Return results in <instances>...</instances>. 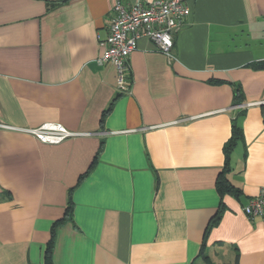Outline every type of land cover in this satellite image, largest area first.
Returning a JSON list of instances; mask_svg holds the SVG:
<instances>
[{
  "label": "crops",
  "instance_id": "crops-1",
  "mask_svg": "<svg viewBox=\"0 0 264 264\" xmlns=\"http://www.w3.org/2000/svg\"><path fill=\"white\" fill-rule=\"evenodd\" d=\"M184 1L172 58L140 38L125 94L98 61L113 0H0V123L82 133L0 128V264H42L69 198L52 264H192L202 243L216 264H264V222L242 210L264 186V0ZM234 118L240 195L206 231Z\"/></svg>",
  "mask_w": 264,
  "mask_h": 264
},
{
  "label": "built area",
  "instance_id": "built-area-1",
  "mask_svg": "<svg viewBox=\"0 0 264 264\" xmlns=\"http://www.w3.org/2000/svg\"><path fill=\"white\" fill-rule=\"evenodd\" d=\"M189 12L184 0H133L127 5L121 0H113L108 32L104 38L97 36L102 49L98 61L113 66L115 87L119 93H131L129 56L136 48L138 40L142 37L148 39L171 59L173 34L183 25ZM254 103L260 102L248 105ZM0 128L29 133L47 144H58L82 134L51 121L33 128L0 123ZM242 210L249 219L260 218L264 222V186L242 205Z\"/></svg>",
  "mask_w": 264,
  "mask_h": 264
},
{
  "label": "trees",
  "instance_id": "trees-1",
  "mask_svg": "<svg viewBox=\"0 0 264 264\" xmlns=\"http://www.w3.org/2000/svg\"><path fill=\"white\" fill-rule=\"evenodd\" d=\"M260 67H264V61L260 64ZM243 96L238 86H234V93H233V100L232 105H239L242 103ZM242 140V133L237 125L235 118L231 122V131L228 139L223 145V154H224V164L222 169L219 171L217 178H216V189L220 196L219 205L214 213V215L211 217L210 221L207 224L206 231L217 224L218 220L220 219L221 213L224 210V204L222 201V196L224 194H232L235 196L240 195V190L238 187L234 186L229 179L227 178L226 174L230 170V155L232 150L236 147V145ZM70 208H71V202L70 198L68 199L66 211L64 216L55 221L52 225L51 231H50V237L49 240L46 243L45 249H44V260L42 264H52L51 254H52V246H53V239H54V229L57 224L61 223L66 218H69L70 216ZM216 264L214 263L209 255L207 254L204 244L202 243V247L192 262V264ZM219 264H225V263H219Z\"/></svg>",
  "mask_w": 264,
  "mask_h": 264
},
{
  "label": "rangeland",
  "instance_id": "rangeland-1",
  "mask_svg": "<svg viewBox=\"0 0 264 264\" xmlns=\"http://www.w3.org/2000/svg\"><path fill=\"white\" fill-rule=\"evenodd\" d=\"M199 264H200V261H199Z\"/></svg>",
  "mask_w": 264,
  "mask_h": 264
}]
</instances>
